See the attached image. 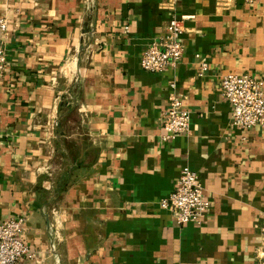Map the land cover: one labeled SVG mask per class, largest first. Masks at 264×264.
Returning a JSON list of instances; mask_svg holds the SVG:
<instances>
[{
    "label": "crops",
    "instance_id": "crops-1",
    "mask_svg": "<svg viewBox=\"0 0 264 264\" xmlns=\"http://www.w3.org/2000/svg\"><path fill=\"white\" fill-rule=\"evenodd\" d=\"M172 15L183 57L146 71ZM1 17L0 222L25 219V264L264 261V127L233 125L220 86L264 80V0H0ZM173 91L191 126L163 141ZM183 165L210 200L200 223L160 204Z\"/></svg>",
    "mask_w": 264,
    "mask_h": 264
},
{
    "label": "built area",
    "instance_id": "built-area-1",
    "mask_svg": "<svg viewBox=\"0 0 264 264\" xmlns=\"http://www.w3.org/2000/svg\"><path fill=\"white\" fill-rule=\"evenodd\" d=\"M252 1V0H248ZM181 20L172 15L165 34L154 40L140 58L141 67L149 72L160 73L177 65L183 57ZM9 20L0 18V82L7 70V37ZM208 70L207 62L201 63V72ZM221 90L232 105V124L246 132L256 126L264 127V80L251 74H224ZM171 87H175L174 84ZM161 140L168 141L187 134L191 126V112L184 107L180 96L173 91L168 107L160 118ZM160 204L170 210L180 224L200 223L210 209V200L203 193L198 172L183 165L174 190L162 198ZM25 219L8 218L0 222V264H25L24 257L33 258L29 246L22 239ZM255 264H264L258 260Z\"/></svg>",
    "mask_w": 264,
    "mask_h": 264
}]
</instances>
